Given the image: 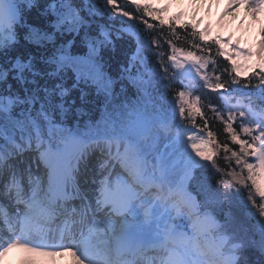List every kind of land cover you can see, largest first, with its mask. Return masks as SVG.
<instances>
[{"label": "snow or ice", "instance_id": "snow-or-ice-1", "mask_svg": "<svg viewBox=\"0 0 264 264\" xmlns=\"http://www.w3.org/2000/svg\"><path fill=\"white\" fill-rule=\"evenodd\" d=\"M210 2L0 0V260L24 249L72 264H264V28L250 47L213 36L199 18ZM241 8L255 20L264 0H228L223 15ZM118 52L134 101L115 93ZM90 90L102 111L81 121ZM225 202L251 230L218 220Z\"/></svg>", "mask_w": 264, "mask_h": 264}, {"label": "trees", "instance_id": "trees-1", "mask_svg": "<svg viewBox=\"0 0 264 264\" xmlns=\"http://www.w3.org/2000/svg\"><path fill=\"white\" fill-rule=\"evenodd\" d=\"M43 2V0H42ZM121 2H123V0H121ZM77 3H80V0H77ZM30 20L32 22H34L37 26L40 25L41 23V20L40 18L36 15L35 12L32 13L31 17H30ZM98 23H106L107 22V18H104V19H98L97 21ZM19 31V35H20V44H21V47H24L25 46V41L23 39L24 37V32L22 30H18ZM181 35H183V33H181ZM178 43V46H184L182 45L180 42H177ZM74 51H76L77 49L74 47L73 49ZM165 50L167 51V48H165ZM120 59V54L119 52L117 53V60H114V61H111L109 62L108 64V71H109V74L113 76V78L117 81L115 83V93L117 95V97L119 98L120 101H134L136 100V89L134 87H132L131 85L127 84V82H121L119 80V75H118V63L117 61ZM218 63H220V61L218 60ZM71 80H69V84H71ZM257 81L253 80V84H256ZM178 90H181L180 89V85L177 84V85H174L170 90H169V96L171 99H174L175 98V94ZM206 90H201V91H197V92H194L196 95H201L202 92H204ZM253 92L256 91V89H252ZM74 95L78 96L79 93H74ZM212 98H215V99H218V96L215 94V93H211L209 94ZM202 102H205L202 98ZM264 103V101H261L259 99V97H255L254 98V104L259 106L260 104ZM77 107L81 108L83 110V113L84 115L80 118L81 121H86L88 120L89 118L95 120V119H98L99 118V115L102 111V104H101V99L98 98L96 95H95V92L94 90H90V94L87 96L86 98V101L81 103V101L79 99H77ZM205 113H206V116L210 118V127L212 129V131L214 133L217 134V138L219 141L221 142H225L227 141V136L226 134L223 132V124L217 120H215V118L213 117V114L211 113L210 110H208L207 108H205ZM59 118V117H57ZM76 121V118L73 117L71 114H69V117H68V123L69 125L75 123ZM202 121L198 118L197 119V124H201ZM238 123V122H237ZM221 156H223V154L221 153ZM218 165L220 167H225L226 164H225V161L223 159H220L218 161ZM197 176H199V173L196 174V176L194 177V179L191 181V187L193 188L194 192H198L199 189L197 188ZM195 180V181H194ZM199 196H201L202 199H204V195L203 193H201ZM224 210V212H226V214H224L221 210L220 211H217L215 210V215L217 216L218 220H220L221 222H224L226 219H227V216L229 214H231V216L233 218H236V219H239L241 216H245L243 215L244 213V209L238 207L237 205H235V203H232V204H229V203H224L223 205H221ZM232 209H235L236 212H233ZM236 215V216H235ZM255 223V221L252 222V225ZM252 225H247V226H250V228H252ZM248 255L251 259H255L256 256L258 255L257 253H255L254 251L252 250H249L248 252Z\"/></svg>", "mask_w": 264, "mask_h": 264}, {"label": "bare ground", "instance_id": "bare-ground-1", "mask_svg": "<svg viewBox=\"0 0 264 264\" xmlns=\"http://www.w3.org/2000/svg\"><path fill=\"white\" fill-rule=\"evenodd\" d=\"M185 1V0H184ZM228 0H219V2L205 3L199 8V18L203 19L206 25L215 27L214 30L218 34L228 37L232 36L234 40H240L242 46L250 47L258 44L260 39L261 29L264 28V13H260L254 20L252 16L241 8L235 17H225L223 13L226 11ZM184 9L192 11L193 9L183 4ZM172 8H178L173 6ZM180 9V8H178ZM259 199V198H257ZM227 203V202H226ZM236 205V204H235ZM143 218L141 213V219ZM241 227L237 225V230ZM9 255L12 256V264H29L30 260H35L36 264H54L59 258L67 264H72L70 256H36L24 249H14ZM2 264H6V258L0 260Z\"/></svg>", "mask_w": 264, "mask_h": 264}, {"label": "rangeland", "instance_id": "rangeland-1", "mask_svg": "<svg viewBox=\"0 0 264 264\" xmlns=\"http://www.w3.org/2000/svg\"><path fill=\"white\" fill-rule=\"evenodd\" d=\"M184 4H185V6L186 5H189L188 4V0H185L184 1ZM178 10H180V9H178V8H172L171 9V11L172 12H176V11H178ZM206 24L204 23L203 25H201V27H204ZM213 28V36H215V35H217L218 34V32L216 31V30H214L215 29V27H212ZM219 166V165H218ZM220 167V166H219ZM195 177V176H194ZM194 179V178H193ZM195 181V180H194ZM197 183V182H196ZM223 208L224 207H222V206H218L217 208H216V210L217 211H222L224 214H226V212H224V210H223ZM233 210V212H236V210L235 209H232ZM243 215H245V216H241L239 219H236V218H233L232 216H231V218H232V222H231V227L232 228H234V229H236L237 230V225H239V227H241L238 231H243V230H245V229H248V230H251V228H250V226H247V225H252V222L253 221H255L254 219H252V218H250V217H248L247 215H246V211H244V213H243ZM236 216V215H235ZM227 218H228V216H227ZM223 223V222H222ZM257 239H258V237H257Z\"/></svg>", "mask_w": 264, "mask_h": 264}]
</instances>
